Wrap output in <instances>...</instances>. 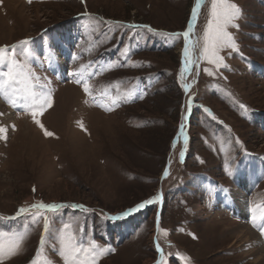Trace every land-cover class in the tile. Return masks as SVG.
Listing matches in <instances>:
<instances>
[{"label": "rangeland", "instance_id": "obj_1", "mask_svg": "<svg viewBox=\"0 0 264 264\" xmlns=\"http://www.w3.org/2000/svg\"><path fill=\"white\" fill-rule=\"evenodd\" d=\"M228 3L240 14L227 29L235 47L220 52L227 67L200 58L212 4L202 0L189 37L196 62L182 74L185 40L173 34L187 29L195 0H0V49L52 97L33 118L25 83L4 84L9 61L0 65V92L19 90L24 102L0 100V119L11 113L0 120V264H66L70 238L89 249L78 254L86 264H251L220 211L208 215L218 205L233 216L245 181L246 220L260 219L264 241V0ZM181 123L188 141L179 136L171 160ZM41 202L82 207L34 216ZM20 208L31 211L17 217Z\"/></svg>", "mask_w": 264, "mask_h": 264}, {"label": "snow or ice", "instance_id": "obj_2", "mask_svg": "<svg viewBox=\"0 0 264 264\" xmlns=\"http://www.w3.org/2000/svg\"><path fill=\"white\" fill-rule=\"evenodd\" d=\"M202 0H195V7L193 8L190 16V23L187 29L183 33H176L173 34L175 36L182 35L185 40V46L183 49V68L181 69L182 74L188 73L190 71V65L194 64L196 61L192 59L190 44H189V37L193 31L194 22L197 21L198 12L197 10L201 7ZM240 14L239 8L232 3H228V0H212L211 4V18L208 21L207 27L204 31V46L200 53V58L207 60L209 64L215 65L217 68L220 67H227L224 63V57L220 55L222 49L225 48H234L235 44L233 43V37L227 31L229 25H233L234 21ZM119 26V25H118ZM128 28L136 27L135 25H127ZM148 28L149 31H152L150 26H145ZM163 35L167 36L168 33H163ZM25 44L29 43L28 41L23 42ZM128 49H124V53L127 54ZM9 61L7 71L3 73L6 77L4 84H9L10 82L14 83H25L28 80V74L23 72H17L18 65L15 61H12L8 55H6V48L0 49V65L4 64L5 61ZM207 74L209 76L214 75L211 70L206 69ZM19 77V79H18ZM45 87V86H41ZM185 90H188L189 85L186 83L183 85ZM85 92H88V85H84ZM24 92V100L25 106H35L38 110H33L31 115L35 118L40 112H43L45 107H50L52 104V97L48 91H41V92H34L32 90V86L25 83V87L23 89ZM13 106H16L15 100L10 101ZM193 106L192 99L189 98L187 108L191 109ZM243 107V105H241ZM204 112L209 113L207 108L203 109ZM210 114V113H209ZM37 124H40L39 120H36ZM185 125L181 123L179 129V136L184 138L185 145L187 144L188 137L185 135L184 131ZM4 130L0 128V132ZM48 136H51V132L45 133ZM181 158L185 156L184 151L180 152ZM165 176L168 175L167 171L164 174ZM159 196H155L152 199L145 200L141 203L136 204L134 207L128 208L126 211L122 212L119 216L115 217H108L111 220H120L123 218H127L131 215L138 213L139 211L145 209L146 207L152 205L154 202L159 200ZM72 207V208H80L81 205H63V204H45L43 202L39 204H34L32 209L34 212L32 214L34 216L39 217L42 213L41 210L45 211H57L61 208ZM31 210L26 208H20L17 212V217L24 213H29ZM16 217H13V219ZM255 217H253V220ZM44 227L45 229L49 228V218L44 216ZM43 241V237H42ZM18 244L14 243L7 249V254L11 255L15 249L17 248ZM92 252L97 251V245L93 243L91 245ZM89 251L88 248H83L82 246H78L73 239H68L65 243L63 248L60 251V255L64 257L66 264H86L84 261H80L78 259V254L81 252L87 253ZM109 251L108 249H99L100 253ZM5 254V249L3 246H0V255ZM94 262V257H93ZM157 264H164V260L161 257L160 260L157 261Z\"/></svg>", "mask_w": 264, "mask_h": 264}, {"label": "bare ground", "instance_id": "obj_3", "mask_svg": "<svg viewBox=\"0 0 264 264\" xmlns=\"http://www.w3.org/2000/svg\"><path fill=\"white\" fill-rule=\"evenodd\" d=\"M47 80L45 82V85L49 89H53L58 86L57 80L54 77L46 76ZM0 100L3 103H7L11 106L14 110L21 109V105H23V97L22 92L19 90H14L7 88L2 89L0 92ZM12 100H15L16 106L14 107L13 104L10 102ZM11 113L7 112L2 115V121H8L10 119ZM0 119V120H1ZM179 135L177 139L175 140L172 151H171V160H174V157L176 155L177 147H178V141H179ZM171 167V166H170ZM168 171V170H167ZM171 172V171H170ZM165 178V177H164ZM164 184V183H163ZM241 190L233 192V198L235 200V207L236 211L233 216L226 215V213L221 212V207L217 205V207H213L209 216L211 215L212 211H220L217 215H220L222 220L224 221V229L228 234H231L232 238H234V243H240L242 246L237 249H242L244 254L246 255L247 259H252L251 264H264V241L259 238V235L257 233V230L255 229L258 226H262L260 219L256 220L253 224L249 223L247 219V192L249 187L247 186V183L245 181L240 182ZM246 191H245V189ZM245 191V192H242ZM219 201V199H218ZM220 203V202H219ZM197 213H201L202 210L199 206H196L195 208ZM236 214V215H235ZM204 215V214H203ZM213 215V214H212ZM211 215V216H212ZM237 217V218H236ZM236 219H240L239 221ZM262 220V219H261ZM263 227V226H262ZM184 261V264H190V261L186 258H182ZM192 263V262H191Z\"/></svg>", "mask_w": 264, "mask_h": 264}]
</instances>
